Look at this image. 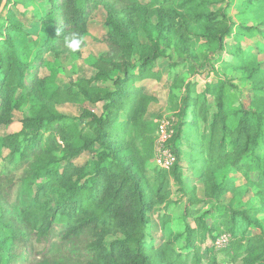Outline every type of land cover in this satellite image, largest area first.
<instances>
[{"label":"trees","instance_id":"trees-1","mask_svg":"<svg viewBox=\"0 0 264 264\" xmlns=\"http://www.w3.org/2000/svg\"><path fill=\"white\" fill-rule=\"evenodd\" d=\"M244 2L264 5V0ZM230 4L5 1L0 11V127L11 124L14 110L25 103L32 108L20 120V130L0 140V264H223L217 252L226 264H264V230L246 233L258 225L252 209L264 204V97L254 94L251 107L236 106L227 81L215 71L225 52L233 50L234 57L242 53L241 32L258 26L234 21ZM35 5L39 29L29 39L21 17ZM99 6L105 11V50L88 65L91 75L62 87L44 56L51 54L53 61L66 53L79 56L88 21ZM194 38L212 56L199 62ZM74 39L79 41L75 49L68 46ZM171 46L185 60L169 63L166 75L157 61ZM240 65L254 90L264 85V72L257 66ZM42 67L46 74H40ZM204 71L216 78L200 87L198 76ZM165 76L170 82L167 106L176 119L168 146L176 162L168 171L153 166L156 180L151 182L147 166L156 123L147 113L158 98L148 87ZM85 103L101 104L100 112ZM64 104L83 107L72 116L59 111ZM82 153L87 158L79 164ZM182 162L194 175L203 171L202 197L196 187L183 185ZM232 169L253 171L247 184L258 205L220 201L231 187L224 180ZM168 173L179 184L184 216L194 226L183 224L176 232L168 227L170 214L157 213L164 238L154 242L151 214L156 206L170 204ZM222 234L230 240L216 249L213 243Z\"/></svg>","mask_w":264,"mask_h":264},{"label":"rangeland","instance_id":"rangeland-1","mask_svg":"<svg viewBox=\"0 0 264 264\" xmlns=\"http://www.w3.org/2000/svg\"><path fill=\"white\" fill-rule=\"evenodd\" d=\"M37 8V5L27 9L26 14L21 17V20L24 22L25 29L30 35V38H35L36 33L39 29L38 22L33 17V10ZM228 12L234 21L240 22L247 26H258V30L251 31H242L240 37V46L242 48V53L237 54L236 57L233 55L236 54L233 50L232 54L229 52H225L222 56V60H224L223 64L216 65L215 71L221 77V79L227 81V94L231 99L233 104L236 106L239 104L243 108H249L252 106V101L254 100V94L260 97H264V85L259 84L257 88L250 80H246V73L243 72L241 63L243 65L249 64V67L253 68L257 66L262 72H264V50L260 48L264 39L262 37V33H264V26L260 25V22H264V5H247L244 0H231V4L228 7ZM105 20V11L102 6H99L90 16L88 21L87 32L83 37L84 47L81 50L79 56H73L70 54H62L57 59L51 54H45V59L49 63L46 64L48 68H51L55 75L57 83L62 87H66L70 82L74 81L79 76H89L92 73V69L90 65L93 60L103 51L105 50V45L102 42V37L106 33V26L104 24ZM140 39H144L143 33H140ZM193 48L198 58L199 62L203 60L207 56H212L211 52H209L205 47L202 41L194 38L192 39ZM229 48V47H228ZM166 56L159 59L157 61V66L167 75L168 74V64L172 62H181L185 60L183 57L179 56L175 46H171L170 49L166 51ZM234 57V58H233ZM53 61V62H52ZM241 61V62H240ZM211 65V62L205 60ZM193 63L199 65L198 62ZM185 77L189 78L190 70L187 67H184ZM179 71V68H177ZM47 69L42 67L40 70V74H46ZM200 80V87H202L203 83L207 80H214L215 75L209 74L207 71L201 72L198 76ZM169 81V78H167ZM158 89H161L159 94V104H166L165 111H161L158 113V117L162 115H169L173 109H170L165 103L166 98V86L159 88L158 85H155ZM151 90V87L149 85ZM211 100V98H210ZM83 106L91 108L95 113H99L101 109V104L90 105L85 103ZM82 105L76 104H64L58 107L60 112L77 116L82 110ZM32 108V103H25L18 110H14L13 112V122L7 126L0 127V140L1 138L8 133H12L20 130L21 122L20 120L25 116L30 114V110ZM154 109V107H153ZM84 120H80L79 123L82 124ZM264 151V145L262 147ZM87 158L86 153H82L77 159V163H83ZM152 159H150L147 169H148V177L151 182H154L155 174L152 170L153 168ZM192 169L188 167L185 162H182L181 165V177L184 179V186L187 188L196 187V193L198 196L202 197V185L200 183L203 171L199 172V174L194 175L191 171ZM168 171V170H167ZM246 169L234 170L227 172V179L224 180V186L230 185L229 191L221 197V202H230L231 204L238 206L244 205L250 207H254L258 205V199L254 196V189L247 184L249 181L248 178L255 176L253 171L247 173ZM168 188L170 190V194L168 196L169 205H158L154 209V212L151 214V226L149 236L154 240V242H159L163 240V232L161 230L157 213L166 212L170 214L171 220L168 224V227L175 230L176 232H180L182 230L183 224H188L190 226H194V222L192 218H185L184 216V208H185V197H181L177 194L176 188L178 187V183L173 179L170 173L164 176ZM234 179V181H233ZM11 179H7L5 181L9 182ZM257 203V204H256ZM252 214L254 218L257 220V226L247 228V235L251 232H260V228L264 230V204H260L252 209ZM218 260H221L223 264H226V257L223 253L217 252L216 254Z\"/></svg>","mask_w":264,"mask_h":264},{"label":"built area","instance_id":"built-area-1","mask_svg":"<svg viewBox=\"0 0 264 264\" xmlns=\"http://www.w3.org/2000/svg\"><path fill=\"white\" fill-rule=\"evenodd\" d=\"M175 117L162 115L155 119L156 133L153 143L152 162L156 168L169 170L176 162V156L168 146L173 134ZM230 240L229 234L220 235L213 243L216 249L224 248Z\"/></svg>","mask_w":264,"mask_h":264},{"label":"crops","instance_id":"crops-1","mask_svg":"<svg viewBox=\"0 0 264 264\" xmlns=\"http://www.w3.org/2000/svg\"><path fill=\"white\" fill-rule=\"evenodd\" d=\"M155 85H158L159 88H162L163 86H166V98H165V103H167V96H168V88H169V85H170V82L167 80V76H165L161 81L157 82V81H153L150 83V87H151V90L150 88L148 87V91L152 94H154L155 96H157L158 98V101L159 102V92L161 91V89H158V87H156ZM157 102H154V103H151L150 106H149V109H148V113H147V118L148 119H151L153 121H155V119L157 118L158 116V113L161 112V111H165V107H166V104L162 105V104H159ZM154 107V109H153ZM165 109V110H164Z\"/></svg>","mask_w":264,"mask_h":264},{"label":"clouds","instance_id":"clouds-1","mask_svg":"<svg viewBox=\"0 0 264 264\" xmlns=\"http://www.w3.org/2000/svg\"><path fill=\"white\" fill-rule=\"evenodd\" d=\"M68 46L70 47V48H73V49H75V48H77V47H79V41H77V40H72V41H70L69 43H68Z\"/></svg>","mask_w":264,"mask_h":264},{"label":"water","instance_id":"water-1","mask_svg":"<svg viewBox=\"0 0 264 264\" xmlns=\"http://www.w3.org/2000/svg\"><path fill=\"white\" fill-rule=\"evenodd\" d=\"M5 1H6V0H2L1 6H0V11H1L2 8H3V6H4V4H5Z\"/></svg>","mask_w":264,"mask_h":264}]
</instances>
